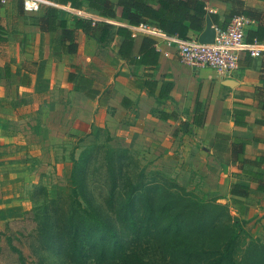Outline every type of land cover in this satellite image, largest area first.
Returning a JSON list of instances; mask_svg holds the SVG:
<instances>
[{"label":"crops","instance_id":"obj_1","mask_svg":"<svg viewBox=\"0 0 264 264\" xmlns=\"http://www.w3.org/2000/svg\"><path fill=\"white\" fill-rule=\"evenodd\" d=\"M13 1L3 0L1 9L7 35L0 42V232L31 208V191L53 164L50 149H61V144L69 145L71 139L99 127L108 131L113 145L145 153L152 168L186 188L196 177L205 193L223 192L219 199L242 218L257 204L264 207V192L230 160L227 148L221 153L224 161L219 159L215 145L216 133L224 132L251 139L245 146L246 158L264 154V112L255 95L256 87H264V59L243 52L239 68L221 76L209 68H192L172 49L161 46L155 68L137 67L116 55L121 36L114 34L101 45L80 29L75 32L76 52L64 54L59 50L60 29L41 31L35 20L41 6L53 0H36L35 12L23 11V0H18L21 9L17 10ZM202 1L207 11L220 16L238 8L228 0ZM242 2L244 8L264 13V0ZM58 7L73 13L69 7ZM109 22L127 30L132 26L119 16ZM255 27L252 20L247 29ZM199 34L190 30L189 38ZM141 41L142 37L133 39L132 56H138ZM68 73L90 81H76L75 86ZM146 75H153L158 86L170 75L171 98L158 103L159 87L149 94L142 83ZM79 84H86L87 91L79 90ZM195 99L204 113L198 125L193 122ZM237 108L248 111L244 126L234 123L232 113ZM232 183L249 186V196L229 194Z\"/></svg>","mask_w":264,"mask_h":264},{"label":"trees","instance_id":"obj_2","mask_svg":"<svg viewBox=\"0 0 264 264\" xmlns=\"http://www.w3.org/2000/svg\"><path fill=\"white\" fill-rule=\"evenodd\" d=\"M228 1L238 8L220 16L207 11L202 0H53V4L41 6V13L35 20L41 31L60 29L61 53L76 52L75 32L78 29L95 37L101 45L117 34L122 38L116 51L119 58L129 65L155 68L159 51L153 39L142 37L138 56H132L133 38L129 30L108 21L79 17L58 5L91 9L108 19L119 16L131 25L149 23L180 39H188L190 30L201 33L207 18L216 27L225 29L233 16L243 14L256 22L255 29L246 30V41H264V13L244 8L242 0ZM2 7L3 0H0V42L6 41L7 35L1 22ZM146 76L149 77L143 78L142 83L149 94H154L159 87L158 103L171 98L174 83L170 75H165L159 86L158 81L152 79L153 75ZM67 79L73 80L75 86L76 81H90L72 73H68ZM82 85H77L79 90L87 91L86 84ZM91 87L92 82L89 89ZM255 95L264 112V87H256ZM192 112L193 122L200 124L204 113L198 99L194 101ZM247 115L248 111L242 108L233 109L234 123L244 126ZM106 139L109 140L110 135ZM250 142L251 139L216 133L218 158L224 161L221 153L228 149L230 160L239 164L241 172L256 184L258 191L264 192V169L261 168L264 154L246 158L245 146ZM94 151V147L89 146L78 158L70 154L69 177L74 194L79 193L86 180L90 162L95 159ZM103 160L110 190L107 205L118 227L95 209L82 207L76 197L61 215L56 210L49 211V203L55 206L57 203L56 198H51L42 206L44 210L40 215L43 218L39 223V214L31 216L38 224L35 235L38 245L36 250L32 247L33 252H38L39 248H57L70 264H264V242L250 235L244 227L245 219L234 215L227 203L218 202L219 197H209L200 188L198 192L195 188L188 189L157 169L147 171L134 157L132 149L126 147L106 146ZM245 166L255 169H246ZM35 193L32 191L31 200H34ZM229 194L246 198L249 186L232 183ZM4 235L5 232H0V238ZM9 238L11 249L19 255V264H24V255Z\"/></svg>","mask_w":264,"mask_h":264},{"label":"rangeland","instance_id":"obj_3","mask_svg":"<svg viewBox=\"0 0 264 264\" xmlns=\"http://www.w3.org/2000/svg\"><path fill=\"white\" fill-rule=\"evenodd\" d=\"M13 1V0H11ZM30 0H23V11L35 12V10L24 9V2ZM38 3L36 0H32ZM50 1V0H45ZM16 8L18 0H14ZM11 2H7V9L11 6ZM39 4V3H38ZM18 10V8H17ZM92 128V127H91ZM108 131L99 127L92 129L83 137H75L71 139L72 143L65 145L61 144V149H50L52 155L51 163H53L45 173H43L40 182L34 186L33 192L36 191L34 200H32V207L26 210L22 217L18 220L12 221L7 225L4 230L5 235L0 238V264H19L18 253L11 249L7 237H10V243L19 249L24 255V264H70L65 261L58 253V249L47 250L39 248L38 252H33V248L37 249V239L35 237L38 228L39 221L43 218L42 214L44 205L48 204L51 198H56V206L53 203H49V211L51 209L56 210L57 213H62L69 208V204L76 197L82 207L86 209H95L98 213H101L114 227H118L113 212L108 208L107 199L110 194L109 183L107 180V173L103 160L105 147L110 145L117 147L111 143V137L106 139ZM81 139V140H80ZM68 144V143H67ZM93 146L95 159L91 160L90 166L87 171L86 180L79 190L78 194H74L71 190L72 184L69 177L72 161L70 154L73 153L75 158H78L82 151L87 147ZM133 155L139 161L141 166H144L146 170H152V164L148 161L145 153L132 150ZM172 177V176H169ZM175 179L174 177H172ZM193 185L188 189L195 188L198 192L201 189V180L199 178H192ZM200 188V189H199ZM31 191V193H32ZM209 197H219L223 192L219 190L206 193ZM221 203H226L224 200H217ZM231 212L233 207L229 204ZM41 208L35 212L36 209ZM28 211V212H27ZM36 214H39L36 215ZM37 217V222H33L31 216ZM61 215V214H60ZM63 215V214H62ZM245 219V229L253 237L259 238L264 242V207L260 204L254 206ZM254 219V221H252ZM21 264V263H20Z\"/></svg>","mask_w":264,"mask_h":264},{"label":"built area","instance_id":"obj_4","mask_svg":"<svg viewBox=\"0 0 264 264\" xmlns=\"http://www.w3.org/2000/svg\"><path fill=\"white\" fill-rule=\"evenodd\" d=\"M38 8L39 5L32 0L24 2L26 10L36 11ZM71 9L73 14L79 17L109 22L108 18H93L89 9ZM251 22L252 20L243 14L233 16L225 29L214 26L215 34L211 43L201 42L198 38L180 39L167 35L156 26L145 22L132 25L129 31L133 39H153L158 51H161V46L172 49L181 62L192 68H209L218 75L230 76L239 68L241 53L246 52L250 57L264 59V42L256 39L246 41V30Z\"/></svg>","mask_w":264,"mask_h":264},{"label":"water","instance_id":"obj_5","mask_svg":"<svg viewBox=\"0 0 264 264\" xmlns=\"http://www.w3.org/2000/svg\"><path fill=\"white\" fill-rule=\"evenodd\" d=\"M214 26L210 18L206 19V26L204 30L198 35V40L204 43H211L213 42L214 38Z\"/></svg>","mask_w":264,"mask_h":264}]
</instances>
